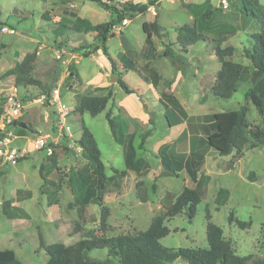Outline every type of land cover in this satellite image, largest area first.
I'll use <instances>...</instances> for the list:
<instances>
[{"label": "rangeland", "instance_id": "374dc122", "mask_svg": "<svg viewBox=\"0 0 264 264\" xmlns=\"http://www.w3.org/2000/svg\"><path fill=\"white\" fill-rule=\"evenodd\" d=\"M120 1L148 3L149 0ZM258 1L253 14L241 0H159L146 12L128 16L113 28L106 47L116 60L117 74H114L102 47L95 50L101 45L95 32L84 33L72 28L77 25L75 15L98 24L112 17L110 10L90 0H0V107H3L0 135L28 136L15 142L30 146L32 133L47 131L56 116L53 107H49L46 122L43 106L34 100L46 92L38 85L17 83V76L28 74L52 91L59 86L62 103L72 108L69 115L72 129L80 136L82 122L89 127L101 150L106 173L111 176L104 196V204L110 210L106 236L144 232L152 218L164 211L167 191L179 194L185 187L195 185L185 169L177 176L164 174L160 161L164 145L173 159L206 148L198 173L207 177L206 194L192 220L184 210L166 221L171 232L161 240L162 244L208 248L209 211L211 220L223 228L237 253L264 254V141L253 138L250 132L241 158L235 151L220 155L207 146L204 134H191L186 121L170 127L160 101L161 92L171 82V91L189 115L223 112L246 104L249 131L264 129V117L246 99L252 86L250 81L240 82L228 99L218 98L212 91L221 67L215 47L234 46L229 58L253 68L246 49L253 46V34L264 26V0ZM184 3L212 5V29L205 30L206 38L191 45L186 52L173 44L178 27L193 24L195 20ZM155 19L162 25L164 36L153 37L155 49L150 51L142 24ZM59 23L69 28L61 33ZM168 44H173L171 48L187 62L186 73L165 56ZM129 50L134 51L128 53L132 67L120 61L121 55ZM71 62L76 63L81 80L68 78ZM146 65L155 68L157 73L149 71ZM144 77L149 81H144ZM120 79L128 82L136 93L126 94L118 83ZM109 91L111 98L99 114L73 110L81 96L106 95ZM109 110L118 125L116 139L106 118ZM14 121L30 122L33 130H24ZM148 129H152L151 134L143 138ZM127 151L133 153L135 160L145 163L141 169L148 168V174L143 177L130 169L124 175L114 172V169H126ZM46 157L33 152L18 162L0 159V249H14L23 264H46L48 260L45 249L39 247V231L47 243L67 245L99 235L101 206L91 204L84 223L79 222L73 205L88 160L82 153L63 149L55 153L54 160ZM139 180L143 182L137 187ZM220 189L227 192L219 199ZM6 201L10 202L7 209L16 215L13 218L3 213ZM231 212L234 217L251 221V225L240 228L235 222L230 223ZM90 256L105 258L107 249H94ZM166 264L188 262L178 258Z\"/></svg>", "mask_w": 264, "mask_h": 264}, {"label": "trees", "instance_id": "16d2710c", "mask_svg": "<svg viewBox=\"0 0 264 264\" xmlns=\"http://www.w3.org/2000/svg\"><path fill=\"white\" fill-rule=\"evenodd\" d=\"M97 2L106 10H110L112 17L105 22L93 24L89 19L77 17L76 31L90 33L95 32V37L100 41L96 51L101 47L107 55L112 73L117 74L116 60L110 55L106 47V42L111 35L113 28L123 22L128 16L137 13H143L148 10L149 6H155L159 0H149L148 3H131L121 2L120 0H90ZM244 7L250 9L255 14L254 6L259 4L258 0H241ZM185 6L193 13L195 20L193 24L185 23L178 27L176 42L184 52L191 45L206 38L204 31L212 29L210 17L212 14V5H203L195 3H184ZM1 24V22H0ZM145 33V44L150 51H154L155 44L153 37L164 36L162 25L155 19L154 21H144L142 24ZM69 28L65 23H59V31L62 33ZM254 43L251 48L246 49V56L251 60L253 68L240 62L233 61L229 57L234 53V46L215 47V54L221 63V67L216 74V79L212 88L213 94L222 99L231 98L237 91L238 85L242 81H250L252 86L246 93V99L254 104L260 115L264 117V26L258 33L253 34ZM168 44L165 50V56L169 57L173 64L178 63L179 68L184 73L187 72V62L182 56L171 48ZM128 53H134L129 50L120 57L126 66H131L133 61L128 58ZM32 56V55H29ZM130 63V64H129ZM76 63L71 62L69 65L70 74L68 78L81 80L79 72L76 71ZM149 71L157 73L153 67L145 66ZM148 82L149 78L144 77ZM16 82L34 84L42 88L47 94V101L50 98L52 88H47L28 74L17 76ZM121 88L126 94H133L136 91L130 87L129 83L120 79L118 81ZM172 84L168 83L167 89L163 90L160 95V101L165 111L164 116L170 127L181 124L186 121L188 130L191 134L202 133L206 136L207 146L218 151L220 155H230L233 151L242 157L247 144L249 143V133L253 138L264 141V129H254L249 131L246 104L238 109L216 112L202 116H192L186 111L180 100L171 91ZM111 92L106 95H83L79 102L73 107V110L83 114L88 111L92 115H97L105 110ZM3 113V107H0V118ZM106 118L110 126L113 137H118V125L112 116L111 110L106 113ZM151 120V119H150ZM24 130H33L30 122L14 121ZM80 144L83 147L82 155L88 160L80 178V191L76 195L73 205L76 207L79 222H87V211L91 204L101 206L99 219V235L97 237H85L72 244L63 242L47 243L43 233L39 231V247L45 249L48 254L46 264H166L182 258L188 264H264V254L257 252L241 255L237 253L230 239L224 235L223 228L211 220V214L207 213L206 237L208 248L201 247H168L162 244L161 240L171 232V228L166 221L173 218L180 212L187 210L191 220L197 212V206L206 194L207 177L198 173L204 163L206 148L196 151H190L187 156H180L173 159L167 152L169 149L166 145L161 149L160 161L164 169V174L168 176H177L178 172L185 169L194 181L193 187H185L181 193L177 194L167 191L165 194V209L160 214L155 215L148 228L138 234L126 233L116 236H106L105 231L108 228V217L110 210L104 204V196L111 176L106 173V167L102 160V153L98 146L97 140L89 127L82 122ZM152 129L143 133V138L148 137ZM55 154L46 158L54 160ZM28 158V157H27ZM145 163L138 159L135 160L133 153H125L126 169H114V172L124 175L127 169L134 170L143 177L148 174V168L141 169ZM41 171V170H40ZM42 173V171H41ZM142 180L138 181L137 187H140ZM227 192L226 189L219 190V199ZM221 196V197H220ZM145 199V197L143 198ZM10 202L3 204V213L8 218L16 215L7 209ZM70 205H72L70 203ZM23 210V209H21ZM25 212V211H22ZM229 222H235L240 228H246L251 225V221L241 220L234 217L231 212ZM94 249H107V256L102 259L92 258L90 252ZM0 264H23L17 257L14 249H0Z\"/></svg>", "mask_w": 264, "mask_h": 264}, {"label": "built area", "instance_id": "2783aa9c", "mask_svg": "<svg viewBox=\"0 0 264 264\" xmlns=\"http://www.w3.org/2000/svg\"><path fill=\"white\" fill-rule=\"evenodd\" d=\"M35 103L43 106V114L46 122L49 117V107H53L56 115L51 121L47 131L33 132L30 138V146L18 144L16 139H27L25 135H13L8 133L0 135V159L5 162H18L26 159L31 153L37 152L44 157L53 155L59 150H68L81 154L83 147L80 144V136H77L70 125L69 115L72 108L62 103L60 87L57 86L51 91L47 101V94H40ZM18 113V109L14 112Z\"/></svg>", "mask_w": 264, "mask_h": 264}, {"label": "water", "instance_id": "95a60500", "mask_svg": "<svg viewBox=\"0 0 264 264\" xmlns=\"http://www.w3.org/2000/svg\"><path fill=\"white\" fill-rule=\"evenodd\" d=\"M115 78V76L113 77V79Z\"/></svg>", "mask_w": 264, "mask_h": 264}]
</instances>
